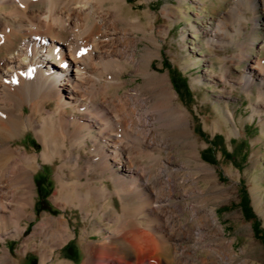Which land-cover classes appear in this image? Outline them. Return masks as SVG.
Segmentation results:
<instances>
[{
	"label": "bare ground",
	"instance_id": "obj_1",
	"mask_svg": "<svg viewBox=\"0 0 264 264\" xmlns=\"http://www.w3.org/2000/svg\"><path fill=\"white\" fill-rule=\"evenodd\" d=\"M258 6L264 0H234L224 18L241 35ZM132 9L127 0H0V264H18L7 244L23 237L22 250H37L41 264L59 258L78 236L76 210L84 220L82 264H236L234 241L196 176L215 180V170L200 162L196 140L185 142L184 134L193 136L189 114L174 104L152 56L139 73V43L154 44L156 33L165 40L168 29ZM230 28L222 18L203 31L212 43H232ZM154 46L160 55L162 45ZM130 65L146 81L121 92ZM253 77L264 80L260 62L244 82ZM31 131L40 153L20 144ZM187 144L188 160L172 164ZM43 164L56 168L51 201L62 214L37 212L35 174Z\"/></svg>",
	"mask_w": 264,
	"mask_h": 264
},
{
	"label": "rangeland",
	"instance_id": "obj_2",
	"mask_svg": "<svg viewBox=\"0 0 264 264\" xmlns=\"http://www.w3.org/2000/svg\"><path fill=\"white\" fill-rule=\"evenodd\" d=\"M233 1L127 0V3L134 7L131 11L133 15L149 11L156 17V28L168 29L165 40L156 33L154 44L146 40L139 43V73H146L147 61L152 56L153 70L160 76H167L175 93L174 104L189 114L193 136L184 134L185 142L196 140L200 162L215 170V180L206 178L204 172H198L196 176L199 177L200 187L208 188V207L216 211L225 237L234 241L236 264L245 261L247 264H264V243L261 240L264 236V80L253 77V83L244 82L251 66L257 65V62L264 65V9L258 6L256 11L247 13V21L243 22L246 29L240 35L237 22L224 18ZM164 7H169V16L162 14ZM222 18L231 26L228 33L233 37L232 43H212L203 31L212 30ZM151 19L149 16L142 19L144 27H148ZM139 36L144 35L139 33ZM157 43L162 45L160 55L154 48ZM136 72L134 65L123 71L122 80L127 84L121 92L145 83L146 77ZM146 89L152 96L157 93L150 86ZM20 144L32 153L34 150L40 153L42 149L32 131ZM192 150L188 144L185 145L171 163L178 165L180 161L188 160L186 153ZM191 162L196 164L194 159ZM55 170V166L43 164L35 174L38 213L45 209L55 215L63 213L51 201L56 184ZM109 186L112 188L110 183ZM244 191L260 225V235L255 232L254 220L247 219L241 208ZM115 206H120L118 198H115ZM74 220H77L72 223L77 228V238L71 239L61 249L59 258L54 257L47 264L59 259L72 264L83 263L85 253L78 239L84 220L79 210H76ZM28 222H31L30 232L38 221ZM100 237L95 235L93 238ZM24 238L10 240L7 244L18 264H41L37 250H22ZM137 254L136 258L141 257Z\"/></svg>",
	"mask_w": 264,
	"mask_h": 264
},
{
	"label": "trees",
	"instance_id": "obj_3",
	"mask_svg": "<svg viewBox=\"0 0 264 264\" xmlns=\"http://www.w3.org/2000/svg\"><path fill=\"white\" fill-rule=\"evenodd\" d=\"M241 208L246 216L247 219L249 220H254V229L256 234L260 235L261 233V228L259 223L257 222V220L255 219V216L252 213V208L250 207V203H249V198L248 195L246 194V192H243V196H242V201H241ZM261 240L264 243V236H261ZM74 258V257H73Z\"/></svg>",
	"mask_w": 264,
	"mask_h": 264
},
{
	"label": "snow or ice",
	"instance_id": "obj_4",
	"mask_svg": "<svg viewBox=\"0 0 264 264\" xmlns=\"http://www.w3.org/2000/svg\"><path fill=\"white\" fill-rule=\"evenodd\" d=\"M80 53H78V55H79Z\"/></svg>",
	"mask_w": 264,
	"mask_h": 264
}]
</instances>
